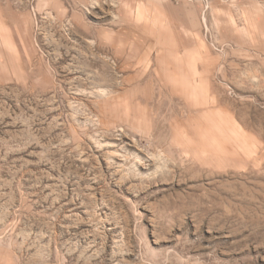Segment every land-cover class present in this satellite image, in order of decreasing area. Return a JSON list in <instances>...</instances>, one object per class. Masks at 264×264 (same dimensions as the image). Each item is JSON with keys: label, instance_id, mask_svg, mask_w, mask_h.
<instances>
[{"label": "rangeland", "instance_id": "1", "mask_svg": "<svg viewBox=\"0 0 264 264\" xmlns=\"http://www.w3.org/2000/svg\"><path fill=\"white\" fill-rule=\"evenodd\" d=\"M0 264H264V0H0Z\"/></svg>", "mask_w": 264, "mask_h": 264}]
</instances>
